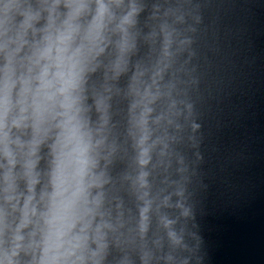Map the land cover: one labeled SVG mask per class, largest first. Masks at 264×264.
Returning a JSON list of instances; mask_svg holds the SVG:
<instances>
[{
	"label": "water",
	"instance_id": "obj_1",
	"mask_svg": "<svg viewBox=\"0 0 264 264\" xmlns=\"http://www.w3.org/2000/svg\"><path fill=\"white\" fill-rule=\"evenodd\" d=\"M138 2L126 65L105 77L109 46L83 90L82 118L94 135L102 127L107 155L99 166L106 182L92 190L103 198L94 223L115 226L104 229L101 264H140L135 237L146 201V236L161 254L187 264H264V0ZM165 23L173 30L167 55ZM46 153L41 146L40 171ZM165 219L184 248L170 249Z\"/></svg>",
	"mask_w": 264,
	"mask_h": 264
},
{
	"label": "clouds",
	"instance_id": "obj_2",
	"mask_svg": "<svg viewBox=\"0 0 264 264\" xmlns=\"http://www.w3.org/2000/svg\"><path fill=\"white\" fill-rule=\"evenodd\" d=\"M141 9L138 0H0V201L6 206L0 207V264H101L104 229L115 226L94 223L103 216V198L92 190L106 182L99 166L107 155L102 127L94 135L82 118L83 90L109 46L105 77L126 65ZM161 30L167 55L173 30L166 23ZM22 129L26 137L17 134ZM41 146L47 149L43 171L37 168ZM146 152L141 149L140 165ZM148 211L146 201L135 237L140 264H187L149 246ZM174 223L165 219L163 227L178 251L185 245Z\"/></svg>",
	"mask_w": 264,
	"mask_h": 264
}]
</instances>
